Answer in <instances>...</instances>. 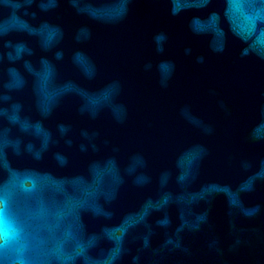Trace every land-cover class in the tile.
I'll return each mask as SVG.
<instances>
[{
  "label": "water",
  "instance_id": "obj_1",
  "mask_svg": "<svg viewBox=\"0 0 264 264\" xmlns=\"http://www.w3.org/2000/svg\"><path fill=\"white\" fill-rule=\"evenodd\" d=\"M0 264H264V0H0Z\"/></svg>",
  "mask_w": 264,
  "mask_h": 264
},
{
  "label": "clouds",
  "instance_id": "obj_2",
  "mask_svg": "<svg viewBox=\"0 0 264 264\" xmlns=\"http://www.w3.org/2000/svg\"><path fill=\"white\" fill-rule=\"evenodd\" d=\"M3 205H4V201L0 200V217H2V213H3ZM6 233L4 232H0V239H5L6 238Z\"/></svg>",
  "mask_w": 264,
  "mask_h": 264
}]
</instances>
